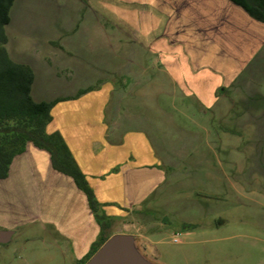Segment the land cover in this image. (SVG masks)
Here are the masks:
<instances>
[{
  "label": "rangeland",
  "instance_id": "obj_1",
  "mask_svg": "<svg viewBox=\"0 0 264 264\" xmlns=\"http://www.w3.org/2000/svg\"><path fill=\"white\" fill-rule=\"evenodd\" d=\"M236 11L223 0H15L5 29L11 59L50 74L37 84L89 90L83 101L104 104L108 121L142 107L155 125L161 183L106 234L138 235L163 264H264V95L243 91L231 64L264 25ZM204 103L233 107L224 122ZM53 242L40 222L19 227L0 264H72Z\"/></svg>",
  "mask_w": 264,
  "mask_h": 264
},
{
  "label": "crops",
  "instance_id": "obj_2",
  "mask_svg": "<svg viewBox=\"0 0 264 264\" xmlns=\"http://www.w3.org/2000/svg\"><path fill=\"white\" fill-rule=\"evenodd\" d=\"M223 2L244 14L254 28L263 25L229 0ZM248 43L249 47L234 53L236 58L231 64L239 65L233 79L243 91L255 86L252 92L261 96L264 95L260 86L264 80V40L255 43L249 40ZM21 64L29 66L34 73L33 98L35 95L56 96L34 98L35 101L66 99L53 107L47 132L62 136L107 216L123 220L127 216L123 209L140 210L159 187L163 167L161 152L153 140L155 125L149 118L146 120L142 107L136 110L122 107L117 116L108 121L103 114L104 104L83 101L89 90L63 93L62 86L37 84L38 75L46 79L50 74L45 77L37 73L34 63ZM77 72L79 70L75 69L73 74ZM38 88L44 90L37 93ZM232 107L221 104L215 109L204 103L201 110L213 111L225 122ZM37 222L48 227L54 241L51 247L59 254L70 255L72 264H81L101 235V227L85 193L71 177L54 169L47 151L29 143L13 158L8 176L0 179V231H12L14 236L19 227Z\"/></svg>",
  "mask_w": 264,
  "mask_h": 264
},
{
  "label": "trees",
  "instance_id": "obj_3",
  "mask_svg": "<svg viewBox=\"0 0 264 264\" xmlns=\"http://www.w3.org/2000/svg\"><path fill=\"white\" fill-rule=\"evenodd\" d=\"M229 1L264 25V0ZM14 3L15 0H0V179L8 176L13 158L21 153L27 144L30 143L38 149L47 151L54 169L71 177L78 188L85 193L91 211L101 227L98 241L81 263L86 264L110 238L106 231L111 226V218L97 200L62 136L59 133L47 132V126L52 120L53 107L66 99L51 102L35 101L32 96L34 83L32 69L15 62L9 56L5 29L10 23Z\"/></svg>",
  "mask_w": 264,
  "mask_h": 264
},
{
  "label": "water",
  "instance_id": "obj_4",
  "mask_svg": "<svg viewBox=\"0 0 264 264\" xmlns=\"http://www.w3.org/2000/svg\"><path fill=\"white\" fill-rule=\"evenodd\" d=\"M12 231H0V245L11 242ZM86 264H163L148 254L142 238L133 234L111 236Z\"/></svg>",
  "mask_w": 264,
  "mask_h": 264
}]
</instances>
